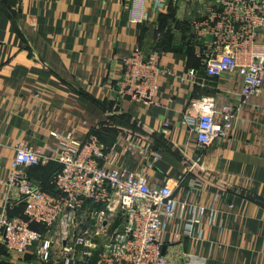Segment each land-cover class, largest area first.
<instances>
[{"label": "crops", "instance_id": "obj_1", "mask_svg": "<svg viewBox=\"0 0 264 264\" xmlns=\"http://www.w3.org/2000/svg\"><path fill=\"white\" fill-rule=\"evenodd\" d=\"M130 5L131 0H0V179L18 141L49 153L56 141L50 131H69L77 140L93 133L106 145L116 143L117 164L126 172L140 171L150 184L171 186L180 200L218 209L215 224L204 232L205 264H264V84L239 110L230 134L199 149L182 123L188 98L221 97L223 88L238 86L234 76L200 72L197 46L186 31V23L214 0H169L160 8L146 0L141 22L128 16ZM136 46L163 52L161 65L168 72L158 78L156 103L119 98L111 89L122 56ZM189 68L199 69L197 84L180 79ZM59 167L49 160L29 167L28 174L52 191ZM22 209V202H7L0 183V216ZM34 249L16 258L5 252L0 233V264H59L55 253L44 262ZM76 256L77 264H93L92 257Z\"/></svg>", "mask_w": 264, "mask_h": 264}, {"label": "built area", "instance_id": "obj_2", "mask_svg": "<svg viewBox=\"0 0 264 264\" xmlns=\"http://www.w3.org/2000/svg\"><path fill=\"white\" fill-rule=\"evenodd\" d=\"M168 1L153 4L160 8ZM145 2L131 0L130 19L147 18ZM190 39L205 76H234L238 84L223 88L221 97L188 98L182 123L204 151L230 134L239 110L263 87L264 0H214L202 16L191 20ZM162 55L154 46L147 52L136 46L122 56L119 77L111 85L116 96L156 103L158 78L168 72L161 65ZM199 73L189 68L180 79L197 84ZM168 126L163 123L164 129ZM50 134L56 141L47 147L49 153L18 141L8 173L0 179L7 202L24 203L23 215L0 216L6 253L21 258L35 246L41 260L50 261L55 253L59 264H77V252L92 257L93 264H205L204 232L215 224L217 208L180 200L168 184H150L142 172H126L117 164L116 143L106 145L93 133L83 140L69 131ZM49 160L60 165L52 178L55 193L44 190L27 172ZM33 222L44 225L49 234L44 237L31 228Z\"/></svg>", "mask_w": 264, "mask_h": 264}, {"label": "trees", "instance_id": "obj_3", "mask_svg": "<svg viewBox=\"0 0 264 264\" xmlns=\"http://www.w3.org/2000/svg\"><path fill=\"white\" fill-rule=\"evenodd\" d=\"M190 36V35H189ZM196 46V45H195ZM155 47V46H154ZM155 48H157V47H155ZM200 70H202L201 69V67L199 68ZM201 72V71H200ZM38 165V164H37ZM33 166H36V165H33ZM33 166H30V167H33ZM29 168V167H28ZM28 168H27V172H28ZM57 171V170H56ZM55 171V172H56ZM54 175V174H53ZM52 178H53V176H52ZM52 181V180H51ZM41 187H42V185H41V183H38ZM52 185H53V183H52ZM45 190V189H44ZM49 192H52V193H55V189H54V185H53V190L52 191H49ZM22 204H23V209H22V212L21 213H18V214H9V215H23V210H24V203L22 202ZM41 225V224H39V223H35V222H33V223H31L30 224V226H31V228H33V229H35V226L34 225ZM41 226H43L44 228H46L44 225H41ZM36 230V229H35ZM39 231V230H38Z\"/></svg>", "mask_w": 264, "mask_h": 264}, {"label": "rangeland", "instance_id": "obj_4", "mask_svg": "<svg viewBox=\"0 0 264 264\" xmlns=\"http://www.w3.org/2000/svg\"><path fill=\"white\" fill-rule=\"evenodd\" d=\"M191 20H192V19H191ZM190 24H191L190 21L186 23V26H185V27H186V31H187V32L190 30V28H189ZM189 35H190V32H189Z\"/></svg>", "mask_w": 264, "mask_h": 264}]
</instances>
